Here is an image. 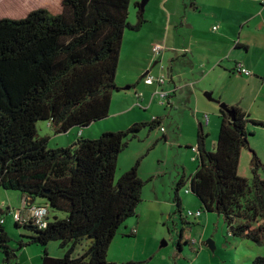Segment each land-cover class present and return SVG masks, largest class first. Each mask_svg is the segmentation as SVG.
Returning <instances> with one entry per match:
<instances>
[{"label":"trees","instance_id":"obj_1","mask_svg":"<svg viewBox=\"0 0 264 264\" xmlns=\"http://www.w3.org/2000/svg\"><path fill=\"white\" fill-rule=\"evenodd\" d=\"M140 2L61 0L58 12L41 8L20 19H0V188L20 192L27 206L44 200L41 206L48 211L46 228L34 220L16 222V228L29 233L13 247L1 223L2 216L12 211L0 208L4 264H18V253L30 246L43 249L41 264H117L108 261L111 243L130 219L138 217L148 184L139 177L142 159L116 179L119 158L144 128L153 132L164 127L163 119L97 138L79 136L63 148H49V139L38 135L37 126L48 122L56 135L73 130L79 134L109 118L113 95L120 91L116 75L125 35L140 32L148 23ZM132 8L135 24L130 21ZM229 108L233 116L220 111L213 152L206 150L209 135L200 126L195 175L179 179L174 201L182 224L189 225L182 217L179 195L189 182L201 208L221 215L231 236L261 245L264 164L251 150L252 180L242 178L239 167L254 135L248 126L264 128V122L253 120L239 107ZM163 140L167 141L165 135ZM183 230L180 241L185 239ZM84 241L90 246L76 257ZM51 242H59L65 250L62 258L50 254ZM251 264H264V256Z\"/></svg>","mask_w":264,"mask_h":264},{"label":"rangeland","instance_id":"obj_2","mask_svg":"<svg viewBox=\"0 0 264 264\" xmlns=\"http://www.w3.org/2000/svg\"><path fill=\"white\" fill-rule=\"evenodd\" d=\"M137 1H141L140 3L143 2V0ZM243 5L245 4H242L239 0L237 1L238 8H242ZM262 5L256 4L253 6V9L263 11ZM41 8L58 12L61 9V0H0V19H20L25 17L29 12ZM132 9L133 13L130 21L132 24H135V10L134 8ZM144 12L148 23L142 30L137 33L127 31L129 36L125 39L121 66L122 73L127 69V57L132 52L130 49L131 37H140L143 39L153 30L156 33L161 31L157 25L150 22V15L146 13V9ZM177 22L178 25L172 24L170 30L171 36L174 38L178 37V34L182 31L180 27L181 19L178 18ZM209 22L204 21L203 26L208 28ZM220 23H222L224 28L227 27L223 21L218 22V25ZM171 47H174V45L171 44ZM255 49L256 52L253 54V61L259 58L261 52L259 45ZM142 55L143 58L137 59L136 63H134L133 68L135 71H138L137 69L140 66L145 65L146 56L144 54ZM173 55L175 56L176 54L173 53ZM262 60V65L264 66V57ZM233 63V58L228 59V61L223 60L222 67L232 68ZM164 64L167 66L165 74H167L169 82L171 76L169 73V63L166 62ZM178 73L182 76V83L187 84L189 80L195 77L194 75H198L196 74L198 70H193L191 66L189 67L188 63H180L175 68V77ZM177 82H179L178 78ZM217 83L219 84V89L217 95H215L217 97L213 95L215 101L220 100L221 95H228V97L231 95L234 96V92H238L235 89L240 90L243 88L239 81L229 79L223 71H219ZM136 88L138 90L147 89L144 83ZM131 90L133 91L134 89ZM152 92H150V97L152 96ZM187 93L189 95V91L180 93L178 99H174L173 107L167 105V101L165 103L162 102L161 98H157L154 101L155 107L152 109L147 105L146 107L148 108L144 109L138 103L134 106L144 116L143 121L140 123L152 121L153 116L162 118L163 126L167 130L168 140H163L165 134L160 128L153 132H149L147 128H144L138 134L137 139L130 142L129 148L119 158L116 179H119L125 172L130 170L137 160L142 159L139 177L145 182L149 179L152 180L148 182L144 189L143 202L138 209L139 217L135 218L136 220L139 219L138 235L135 237H130V234L122 236L121 231H127L124 229L125 226L122 227L111 243L116 255L114 257L110 256L108 261L113 258V260L117 261V264L128 261L134 262L135 264H251L254 258L264 256V243L261 246L250 240L231 236L225 220L221 215L217 212L207 213L201 208L199 200L191 192H186L189 184H186L179 193L183 205L182 217L187 220L189 225L182 224L179 213H177V205L174 201L176 185L183 176L188 179L191 174H194L198 164L194 160L196 154L192 152V149H189L197 146V131H195V114L197 113V109L187 103ZM208 93L213 94V92ZM204 99L207 101L206 105L211 107L208 109L217 108L219 110L215 102L209 101L206 96H204ZM240 102L241 100L236 103V106ZM263 112L264 109L261 108L260 114ZM206 114L210 115L212 112ZM213 119H216L215 116ZM92 126L94 125L87 127L86 130ZM95 127L90 130L88 129L85 137L97 138L101 136L102 133H100L99 126ZM37 130L41 138L49 139V148L68 147L79 138L76 130L71 131L69 135H56L48 122H39ZM248 131L254 132V135L250 138V148H245L242 152L239 175L242 178L252 180L251 150L258 154L264 164V128L255 127L250 124ZM215 136L217 138V135ZM213 144L214 139L209 137L207 147L211 150L210 152L214 151ZM128 157L131 162L126 163L125 161ZM129 165L131 167H128ZM260 177L264 180V169H261ZM157 197L159 198V202H157ZM44 202L41 199L36 200V204L38 205H42ZM0 208L4 213L8 208L12 211L10 214H4L2 219L4 220L3 226L6 232L13 240L11 245L17 247L19 238L29 233L24 228H16L15 226V219H18L19 212H23L25 208L23 195L17 191L0 188ZM189 211L194 214L197 211H201L202 216L200 218L188 217ZM58 216L65 218V215L62 213ZM51 217L53 219L54 216L51 215ZM132 220L130 219L128 223H132ZM182 230L185 239L180 241ZM207 242L214 243V249L208 247L206 245ZM48 245L49 252L54 256L62 258L65 255V250L60 249L59 242H51ZM89 246L90 242L84 241L76 250L75 256L77 257L79 254H82ZM179 247H181V250ZM42 251L43 249L39 246L27 247L18 253L19 258L17 261H23L24 264H31V260H33V264H41L40 256L42 255ZM38 257L39 260L37 259ZM1 261L4 264L3 255L0 252V264Z\"/></svg>","mask_w":264,"mask_h":264},{"label":"crops","instance_id":"obj_3","mask_svg":"<svg viewBox=\"0 0 264 264\" xmlns=\"http://www.w3.org/2000/svg\"><path fill=\"white\" fill-rule=\"evenodd\" d=\"M237 1L150 0L146 7V13L150 15V22L157 25L161 31L156 33L153 30L143 39L131 37L130 49L132 52L127 57V69L122 73L121 66L125 39L129 36L126 33L121 51L120 66L116 75V83L120 91L113 95L111 114L103 123L96 124L88 129L90 130L95 126H99L100 133L126 130L139 124L144 119L141 111L134 107L136 103L144 109L148 107L152 109L155 107L154 101L160 98L156 93L158 91H167L172 93L171 97L167 99V105L173 107L174 99L177 100L180 93L189 91V95L187 93V103L197 109V113L195 114V131H197L198 135L200 126H203L205 133L214 139L213 150H215L219 134L221 108L215 102L219 110L217 108L208 109L211 107L206 105L207 101L204 99V96L210 94L208 92H213V94L211 93L212 97L213 95H217L219 89V84L217 83L219 71H223L229 79L239 81L243 87L240 90L235 89L238 92H234V96L221 95L220 100L224 101L222 103H226L229 107H239L250 115L253 120L264 122V112L260 114V109H264V66L262 65L264 57V0H239L242 4H245L242 8L237 7ZM256 4H263V11L254 10L253 6ZM178 18L181 19L180 27L182 31L178 34V37L174 38L171 36L170 30L172 24L178 25ZM204 21H210L208 28L203 26ZM220 21H223L227 27L224 28L222 23L218 25ZM258 42L259 44H257ZM171 44L175 48L171 47ZM156 45L165 46V50L159 57L156 56L154 51ZM258 45L261 52L259 58L253 61V54L256 52L255 48ZM173 53L176 55L174 56ZM142 54L146 56L145 65L140 66L137 69L138 71H135L133 68L134 63H136L137 59L143 58ZM230 58L234 59L233 67L223 68V60L228 61ZM166 62L169 63L170 81L168 82V78H166L167 82L163 87L157 85L147 86L143 79L149 72H153L152 74L154 75L163 73L167 77V74H165L167 66L164 64ZM238 62H243L246 68L252 72V75L245 76L234 72V67ZM180 63H188L189 67L191 66L193 70H198V73H196L198 75H194L195 77L193 76L194 78L189 80L187 84L182 83L181 74L179 75L178 73L175 77V68ZM162 65L165 67L164 71H162ZM177 78L179 82H177ZM142 83L145 84L147 89L138 90L136 87ZM152 88L154 89L152 90ZM131 89L134 90L132 91ZM151 91L153 92L150 97ZM240 100L241 102L236 106V103ZM208 112H212V114H206ZM205 115H209L210 117L208 123L205 121ZM214 116L216 119H213ZM155 118L159 117L153 116V119ZM87 130H83L78 135L88 138L85 137ZM166 132L167 130H165L164 134L168 140ZM215 135H217V138ZM197 147H192V152L196 155L198 152H194L193 148ZM206 150L211 151L207 147V144ZM195 159L196 156L194 157ZM125 162H131L129 157L126 158ZM131 165L128 167H131ZM195 172L189 177L194 176ZM151 180L149 179L147 182H151ZM188 187L190 188V184ZM157 202H159L158 197ZM30 204H33V202ZM29 216V211L24 210L18 214V219H27ZM18 219H15V222ZM134 220H132V223L127 222L124 228L127 231H121L122 236L128 234L133 236L138 235L139 219ZM50 221H53L52 217ZM133 231H136V234H133ZM112 246L110 247L108 259L110 256L114 257L116 255ZM51 255L58 258V256ZM37 259L39 260V257ZM109 261L117 263L113 258ZM18 264L24 263L23 261H19ZM31 264H33V260H31Z\"/></svg>","mask_w":264,"mask_h":264},{"label":"built area","instance_id":"obj_4","mask_svg":"<svg viewBox=\"0 0 264 264\" xmlns=\"http://www.w3.org/2000/svg\"><path fill=\"white\" fill-rule=\"evenodd\" d=\"M164 50H165V47L162 45H156L154 47V51H155V54L157 57H159V55L162 54ZM161 68H162V71L165 70V67L163 65L161 66ZM234 71L237 73H240L241 75H245V76H251L252 75V72L246 68V66L244 65L243 62H238L234 67ZM166 78H167L166 75H164L163 73H161L159 75H154L151 72H149L144 76L143 80L147 86L157 85V86L163 87L167 82ZM171 94H172L171 92H167V91H158L156 93V95H158L162 99V102H164V103H165V101H167V99H169L171 97ZM205 121L207 123L210 121L209 115H205ZM160 130L165 132L164 127H162ZM193 151L196 152L197 148H193ZM189 192L190 191L188 189L187 193H189ZM24 206H25L24 210H28L30 213V216L27 219H21L20 218V220H18V221L34 220L38 227H40V228H46L47 227L48 211L46 208H44L41 205H36V204H30L29 206H27V203L25 201H24ZM19 213H21V212H19ZM191 216L195 217V218H200L202 216V212L197 211V213L194 214L193 212L189 211L188 217H191ZM1 223L4 224V221H2ZM134 232L136 233V231H134Z\"/></svg>","mask_w":264,"mask_h":264},{"label":"water","instance_id":"obj_5","mask_svg":"<svg viewBox=\"0 0 264 264\" xmlns=\"http://www.w3.org/2000/svg\"><path fill=\"white\" fill-rule=\"evenodd\" d=\"M149 1H150V0H143V2L141 3L140 8H141V10H142L143 12L145 11V9H146V7H147ZM205 96L207 97V99H208L209 101L216 102L217 104H219V105H220V108H221L222 111H224L225 113H227V114L230 115V116H233V112H232V110L229 108V106H228L227 104L222 103L221 100H217V101H215L214 98L212 97V94H208V95L206 94ZM136 125H137V124H136ZM206 245H207L208 247H212V248L214 249V243H212V242H207ZM165 246H166V245H165Z\"/></svg>","mask_w":264,"mask_h":264},{"label":"clouds","instance_id":"obj_6","mask_svg":"<svg viewBox=\"0 0 264 264\" xmlns=\"http://www.w3.org/2000/svg\"><path fill=\"white\" fill-rule=\"evenodd\" d=\"M189 191H190V188H189ZM190 193V192H189Z\"/></svg>","mask_w":264,"mask_h":264}]
</instances>
